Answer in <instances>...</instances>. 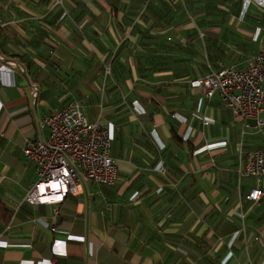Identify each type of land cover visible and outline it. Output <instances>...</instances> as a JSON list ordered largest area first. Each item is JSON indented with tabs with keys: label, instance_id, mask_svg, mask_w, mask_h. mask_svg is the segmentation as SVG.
<instances>
[{
	"label": "crops",
	"instance_id": "crops-1",
	"mask_svg": "<svg viewBox=\"0 0 264 264\" xmlns=\"http://www.w3.org/2000/svg\"><path fill=\"white\" fill-rule=\"evenodd\" d=\"M146 1L157 11L160 0H0V203L11 212L0 264H264V198L242 204L258 183L243 179L238 189L235 173L239 151L259 148L262 136L247 127L254 119L190 89L192 73L151 70L142 35L162 30H149L150 13L137 18ZM251 5L237 30L240 56L224 66H244L263 40L252 36L264 7ZM42 32L53 48L32 40ZM221 40L233 48L227 33ZM30 82L40 86L36 105ZM72 102L107 130L117 181L81 186L56 205L21 204L36 180L23 147L44 115ZM229 226L236 230L224 233Z\"/></svg>",
	"mask_w": 264,
	"mask_h": 264
},
{
	"label": "built area",
	"instance_id": "built-area-1",
	"mask_svg": "<svg viewBox=\"0 0 264 264\" xmlns=\"http://www.w3.org/2000/svg\"><path fill=\"white\" fill-rule=\"evenodd\" d=\"M171 9L175 2L184 0H164ZM264 7L261 0H253ZM149 1H146L138 13V19ZM252 0H244L245 11ZM61 5L62 0H55ZM136 24V21H134ZM133 27V25H132ZM264 34V26L254 29L253 39L259 41ZM169 40V38H168ZM53 56V52H50ZM2 60V58H0ZM244 66H224L216 61L215 66L206 63L203 75L186 77L190 89L197 91L201 98L212 99L217 96L234 118L242 121L254 119L248 126L259 133L260 147L251 151H239L235 165L238 178V189L241 181L254 178L257 186L250 188L242 201L252 206L259 205L264 198V37L258 50L248 59ZM9 66L25 74V69L15 62ZM110 75V68L104 71V77ZM32 103L40 96L38 83H29ZM208 126L207 120L202 121ZM39 133L36 138L28 140L23 147V157L27 163L35 166L36 180L25 193L21 204L56 205L61 203L68 194H76L81 186L95 184L111 187L117 181V168L111 156V139L107 130L99 121H89L80 104L69 103L55 107L38 121ZM45 133V135H44ZM58 214V208H53ZM243 218V216H242ZM56 231V225L50 227Z\"/></svg>",
	"mask_w": 264,
	"mask_h": 264
},
{
	"label": "rangeland",
	"instance_id": "rangeland-1",
	"mask_svg": "<svg viewBox=\"0 0 264 264\" xmlns=\"http://www.w3.org/2000/svg\"><path fill=\"white\" fill-rule=\"evenodd\" d=\"M162 1L165 2L164 0ZM192 1L193 0H191V8L187 5V0H184V2H175V10L177 11V17L180 22H178V28L175 27L173 22V24L167 25V27H163L161 29L162 32L159 33L158 36L161 39L160 42L162 43L163 41L165 43L162 45V47H160L162 52L164 49H166V47L170 48L172 43L178 42L183 50L187 52L190 49L195 54L188 52V55H182L172 52L171 58H178V56L182 57L186 63H189L190 73H192L194 76L203 75L206 72V63H212L209 60L208 54L206 52V41L211 36H216V30H219L218 34H221V31L223 30L225 33H227L229 43H231V46L229 47H233L231 50H226V45H224V49L227 54L224 56V60L235 63L238 60V56H240L237 38L239 39L241 37L237 34V30L243 28V24L247 21L246 16L249 13L247 10L250 9L252 5L250 4L248 9L245 11L243 5L244 0L243 2H241L242 0H220V7L222 8V11L226 13V16L224 20L219 23V25L213 26L211 24L208 25L207 23L208 19H206L205 4L193 3ZM236 3H239V9H236ZM209 21L211 20L209 19ZM177 36L179 38H177ZM167 38H169V40ZM183 39H185L187 42L183 43ZM253 45H256L255 41L253 42ZM234 54L235 56L231 58Z\"/></svg>",
	"mask_w": 264,
	"mask_h": 264
},
{
	"label": "trees",
	"instance_id": "trees-1",
	"mask_svg": "<svg viewBox=\"0 0 264 264\" xmlns=\"http://www.w3.org/2000/svg\"><path fill=\"white\" fill-rule=\"evenodd\" d=\"M193 3H201L205 4L206 6V19H208V25L211 24L213 26L219 25V23L224 20L226 13L222 11V8L220 7V0H193ZM187 5L191 8L192 3L191 0H187ZM157 11L154 10L152 6V1L148 2L147 5L145 6L144 11L140 15V18L144 20H148V14L150 13L153 18L156 19V21H149L148 26L149 30L152 28H156L158 30H161L163 27L167 25H171L174 22V25L177 27L180 22V20L177 17V11L174 9H171L166 2H163L160 0L159 2V7L155 6ZM236 9H239V3H236L235 5ZM225 10V9H223ZM140 11V10H139ZM138 11V13H139ZM116 14V11H114V15ZM136 16V15H135ZM209 19L211 21H209ZM133 25V28H135L137 25L134 23V18L130 19ZM262 23V21H261ZM122 27V26H121ZM155 29V30H156ZM149 33L146 32L145 34L142 35L143 44L147 46L144 59L148 60V63H153V68H151L152 71H166V70H171L173 72L174 76L180 77L183 75H188L190 74V70L187 68V64L185 60L182 59V57L178 56V58H171V53L174 52L182 54V55H188L190 53L195 54L192 50H188L187 52L183 50L181 45L178 42L172 43L171 47L163 50L160 49L163 44H165L163 41L162 43L160 42L159 36L157 38L151 37L148 35ZM194 34V33H193ZM44 38V39H43ZM168 39V38H167ZM226 40V33H223L222 37H213V38H208L206 41V52L208 54L209 60L212 63H215L216 61H222L224 60V56H226V51L224 49V44L222 40ZM33 41L40 42L44 40L47 44L50 45L51 48H53V36L52 35H46L45 33H41L38 36H34L32 38ZM32 41V42H33ZM216 60V61H215ZM150 70V69H149ZM172 138L174 140L181 142L182 140L176 135L175 132L172 134ZM246 193H242V197L245 198ZM248 203V202H246ZM249 204V203H248ZM11 218V212L7 209V207L0 203V231L3 230L4 226L8 224L9 220ZM236 228L234 226H229L228 228H224L223 232L224 233H230L234 232Z\"/></svg>",
	"mask_w": 264,
	"mask_h": 264
},
{
	"label": "bare ground",
	"instance_id": "bare-ground-1",
	"mask_svg": "<svg viewBox=\"0 0 264 264\" xmlns=\"http://www.w3.org/2000/svg\"><path fill=\"white\" fill-rule=\"evenodd\" d=\"M216 61V60H215ZM244 126H246V125H244ZM249 128V127H248ZM242 130V129H241ZM246 130V129H245ZM243 133V132H242Z\"/></svg>",
	"mask_w": 264,
	"mask_h": 264
}]
</instances>
